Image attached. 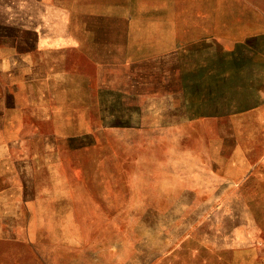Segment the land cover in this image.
<instances>
[{"label": "crops", "instance_id": "0c3cea01", "mask_svg": "<svg viewBox=\"0 0 264 264\" xmlns=\"http://www.w3.org/2000/svg\"><path fill=\"white\" fill-rule=\"evenodd\" d=\"M165 6L139 28L125 0H0V238L22 264H264V11ZM144 112L166 149L143 186L54 169L95 131L141 146L125 116ZM189 211L208 229L192 236Z\"/></svg>", "mask_w": 264, "mask_h": 264}, {"label": "rangeland", "instance_id": "374dc122", "mask_svg": "<svg viewBox=\"0 0 264 264\" xmlns=\"http://www.w3.org/2000/svg\"><path fill=\"white\" fill-rule=\"evenodd\" d=\"M203 2L205 11L214 10L219 12L226 11H264V0H200ZM126 5L134 10L135 27H155L161 28L165 22V0L156 2L157 10L148 14L144 10V4L140 0H125ZM189 7H195L197 0H188ZM254 20L253 24H256ZM238 22V26H243ZM198 52L190 55L189 58H198ZM160 104V100H158ZM161 110V109H159ZM130 122H135L138 131L135 134H129L130 138L139 140L141 146L122 145L120 136L114 132L95 131L93 133V141L89 145H84L83 141L78 138L73 140L75 146L69 147L67 141L62 140L61 146L57 149L58 161L54 164V169L60 172H66L71 177V182L76 186H143L144 177L156 166L152 167L150 160L158 159L164 155L165 147L149 146L148 140L153 139L154 132L150 129L155 121L164 120L165 116L150 115L148 112L142 113L140 116L129 115ZM95 121V118H94ZM139 121V122H138ZM139 123V124H138ZM238 135L244 136L245 130L236 131ZM30 136L35 138L36 132H28ZM0 133V138L3 137ZM125 136V135H124ZM164 139V133L157 136V139ZM146 140V141H145ZM145 142V144H144ZM35 143V141H34ZM59 150V151H58ZM60 156V157H59ZM40 170H46L42 168ZM152 167V168H151ZM74 177V178H73ZM37 181V180H36ZM43 185L46 184L47 178L38 179ZM142 220L156 218L157 229L165 226L167 212H141ZM153 213H156L155 217ZM189 215L190 234L196 236L204 229H208L207 225L202 228L195 216L200 212H187ZM207 214V212H205ZM148 217V218H147ZM200 222V221H199ZM143 229V228H142ZM24 247L21 242L16 240H7L0 238V264H22V251ZM30 259V258H25ZM28 261H26L27 263Z\"/></svg>", "mask_w": 264, "mask_h": 264}]
</instances>
